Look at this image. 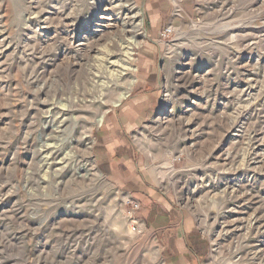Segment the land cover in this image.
Masks as SVG:
<instances>
[{"label": "rangeland", "instance_id": "obj_1", "mask_svg": "<svg viewBox=\"0 0 264 264\" xmlns=\"http://www.w3.org/2000/svg\"><path fill=\"white\" fill-rule=\"evenodd\" d=\"M0 264H264V0H0Z\"/></svg>", "mask_w": 264, "mask_h": 264}, {"label": "crops", "instance_id": "obj_2", "mask_svg": "<svg viewBox=\"0 0 264 264\" xmlns=\"http://www.w3.org/2000/svg\"><path fill=\"white\" fill-rule=\"evenodd\" d=\"M148 108L150 107H148L145 103L136 101L134 104L129 103L127 105H123L110 115L106 128L99 134V138L101 139L103 147L105 148L100 150V153H102L101 159L103 162L109 158L103 157L105 156L106 150H109L110 148L112 151H110V154L112 156L120 148L119 139L124 138L121 129V122L123 124H126L127 122L134 123L135 119L137 118V114H144Z\"/></svg>", "mask_w": 264, "mask_h": 264}, {"label": "bare ground", "instance_id": "obj_3", "mask_svg": "<svg viewBox=\"0 0 264 264\" xmlns=\"http://www.w3.org/2000/svg\"><path fill=\"white\" fill-rule=\"evenodd\" d=\"M139 12L142 13L141 10H140ZM123 97H125V94L121 97V99H122ZM121 99H120V100H121ZM119 102H120V101H119ZM119 102H118V103H119ZM118 103H117V104H118ZM103 118H104V115H102V116L99 118V125H101V123H102V121H103ZM91 167L93 168V170H94L95 172H97V170L95 169L96 167L94 166V164H91ZM89 169H90V168H89ZM86 173H87L86 175L88 176L89 174H88V168H87V167H86ZM97 173H98V172H97Z\"/></svg>", "mask_w": 264, "mask_h": 264}, {"label": "built area", "instance_id": "obj_4", "mask_svg": "<svg viewBox=\"0 0 264 264\" xmlns=\"http://www.w3.org/2000/svg\"><path fill=\"white\" fill-rule=\"evenodd\" d=\"M169 33H170V30L166 31V32L164 33V36H167Z\"/></svg>", "mask_w": 264, "mask_h": 264}]
</instances>
